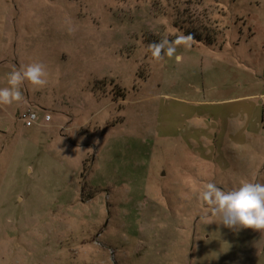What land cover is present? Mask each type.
I'll list each match as a JSON object with an SVG mask.
<instances>
[{
	"label": "rangeland",
	"instance_id": "rangeland-1",
	"mask_svg": "<svg viewBox=\"0 0 264 264\" xmlns=\"http://www.w3.org/2000/svg\"><path fill=\"white\" fill-rule=\"evenodd\" d=\"M0 26L74 66L61 128L0 139V264H264V231L205 219L200 200L260 156L208 102L259 81L264 0H0ZM207 146L228 170L198 184Z\"/></svg>",
	"mask_w": 264,
	"mask_h": 264
},
{
	"label": "crops",
	"instance_id": "crops-1",
	"mask_svg": "<svg viewBox=\"0 0 264 264\" xmlns=\"http://www.w3.org/2000/svg\"><path fill=\"white\" fill-rule=\"evenodd\" d=\"M7 21L6 19L4 23L8 24ZM9 24H17V20H9ZM8 29V26H0V86H5L6 74L12 70L13 66L20 67L31 62L43 63L50 77L49 84L39 91H32L25 85L22 88L23 100L21 102L6 106L0 105V139L4 137V141L10 130L16 135L19 130L24 129L27 130V133L36 134L43 129L61 128V124H52V115L49 122H44L42 112L44 114H50V112L64 114L66 112L68 101L62 96L65 87L58 78L67 79L69 77L68 73L74 69V66L70 65V59L65 54L50 53L45 46L39 48L35 39L33 40L28 34L18 35L15 33L12 39ZM249 32L251 34L248 41L251 43L255 33L250 30ZM256 69L260 75H258L259 81L255 80L250 84L254 88L243 91L237 96L226 97L208 103L214 104L215 107L225 106L226 117L225 120L221 121L223 122L225 134L227 135V132H229L232 137L238 138L243 152L246 151L248 153L260 148V156L256 160L244 161V172H246L247 178L249 177V181L260 177V183H264V42L260 43V64ZM121 101L120 103H122ZM114 102L117 104L118 101ZM26 109H37L42 113L40 115L41 119L31 127H25L17 120V115ZM222 117L220 114L216 116L217 119ZM70 129L69 127L68 130ZM206 133L210 134L208 129H206ZM247 136L253 137V141L246 139ZM214 137H216V133ZM7 146L0 144V151ZM201 152L202 158L198 163L200 174L196 178L198 184L201 181H208L212 174L215 173V170H218L217 173L220 172L221 168L225 171L228 170L225 161L221 165H214L211 162V152L208 146L203 147ZM216 153L220 156L221 152L217 150ZM231 178H233V175L229 176L225 182H232ZM183 179L185 181L188 180V183L190 181L189 178ZM193 180L195 181V179Z\"/></svg>",
	"mask_w": 264,
	"mask_h": 264
},
{
	"label": "clouds",
	"instance_id": "clouds-1",
	"mask_svg": "<svg viewBox=\"0 0 264 264\" xmlns=\"http://www.w3.org/2000/svg\"><path fill=\"white\" fill-rule=\"evenodd\" d=\"M174 52V48H168L169 55ZM49 77L41 62L13 66L6 74L5 86H0V105L21 102L25 85L32 91H39L49 84ZM200 200L205 219L216 218L225 228L236 231L243 228L264 231V183L244 180L224 190L209 182L200 191Z\"/></svg>",
	"mask_w": 264,
	"mask_h": 264
},
{
	"label": "built area",
	"instance_id": "built-area-1",
	"mask_svg": "<svg viewBox=\"0 0 264 264\" xmlns=\"http://www.w3.org/2000/svg\"><path fill=\"white\" fill-rule=\"evenodd\" d=\"M50 119V114H44V122H49ZM17 120L21 122L25 127H31L38 122V115L34 109H26L17 115Z\"/></svg>",
	"mask_w": 264,
	"mask_h": 264
},
{
	"label": "trees",
	"instance_id": "trees-1",
	"mask_svg": "<svg viewBox=\"0 0 264 264\" xmlns=\"http://www.w3.org/2000/svg\"><path fill=\"white\" fill-rule=\"evenodd\" d=\"M188 38L192 39V40H197L199 41L200 39L199 38H196V37H192L191 35L187 34L186 35ZM209 43V42H208ZM207 43V44H208ZM162 49H163V45H162V41L161 43L157 44L155 47H153L152 49L150 48L149 51L153 52L155 55H160L161 52H162Z\"/></svg>",
	"mask_w": 264,
	"mask_h": 264
}]
</instances>
